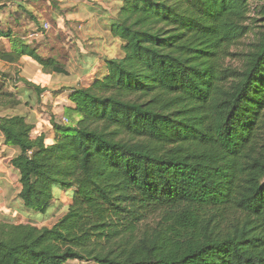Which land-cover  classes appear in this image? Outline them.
<instances>
[{"label":"trees","instance_id":"1","mask_svg":"<svg viewBox=\"0 0 264 264\" xmlns=\"http://www.w3.org/2000/svg\"><path fill=\"white\" fill-rule=\"evenodd\" d=\"M35 1L0 0V15L16 8L0 18V61L66 75L53 46L42 54L17 30L20 11L38 23ZM116 1L100 14L121 54L87 85L58 89L65 121L31 137L26 116L0 115L22 206L45 216L54 190L70 197L50 227L0 215V264H264V3L251 16L250 0ZM75 51L90 72L95 57ZM8 76L2 110L21 104L18 83L44 90Z\"/></svg>","mask_w":264,"mask_h":264},{"label":"rangeland","instance_id":"2","mask_svg":"<svg viewBox=\"0 0 264 264\" xmlns=\"http://www.w3.org/2000/svg\"><path fill=\"white\" fill-rule=\"evenodd\" d=\"M62 3L59 4V6H56L52 4V2H48L46 0L44 1H35V2H28L27 8L32 12L34 16L37 17L38 23H34L28 14H26L23 11H20V14H22L23 19H21L22 27H17V30L25 36L28 32L34 33L37 32L36 36L30 35L29 42L36 44L38 42H42L43 49H41L42 54H47L49 51V46H53L51 51L52 53H56L60 55V61L62 63L65 62V69L67 70V76L69 75L71 78L74 77L72 63L75 61V49H77L80 53L90 52L97 54L99 56H105V57H117L121 54L120 51V41L116 38H114L110 34H101L92 36L90 33H88L87 26H77L75 22H82L81 20L85 21V18L82 17L80 12L76 9V6L74 5H68L65 0H61ZM250 7L251 12L250 15H253V7H256L259 4L264 3V0H250ZM9 10V11H8ZM37 10V11H36ZM13 12V13H12ZM16 12V8L8 7V9H5L0 15V18L2 20H5L9 14H14ZM77 13V14H69V13ZM85 16V15H84ZM45 24H47V37H44L42 39L41 35L38 32V26H42L45 28ZM96 29V28H95ZM97 33L99 34V30L96 29ZM86 39V40H85ZM252 41V34H248L244 38H242L235 46L232 47V52H245V50L248 49L249 44ZM3 42H6L3 40ZM86 44V45H85ZM237 56H233L230 58L231 63L237 62ZM5 62V61H3ZM8 64H12L10 66L3 65L0 63V70L7 72L10 74L8 78L6 79V83L8 87L13 85V79L22 78L21 74L26 72L31 75V79L29 82H39V83H50V81L56 82L57 77L53 76V73H45L41 68H37V65L34 64V62L31 59H26L23 63L20 62H12V61H6ZM6 66H8L6 68ZM100 62L97 64L96 69L101 68ZM58 75V74H55ZM61 75V74H59ZM63 75V76H66ZM66 76V77H67ZM12 77V78H11ZM14 77V78H13ZM34 77V79H33ZM11 78V79H9ZM59 78V77H58ZM62 80H67L69 77L66 78H60ZM89 79V77H88ZM0 77V82L1 81ZM86 79H77L76 82H80V85H84L86 82ZM38 84V83H37ZM52 84V83H50ZM8 87H5V90L8 89ZM4 90V89H3ZM53 89H48V91H51L52 93ZM14 92V91H13ZM55 93H58L59 91H53ZM66 92H63L58 97L55 98L52 94L49 96V92H44L42 94L43 97H40L38 95V101L35 105V109L37 110L38 114H41V117L45 121H49V119H57L60 120L62 117V108L68 104L66 102ZM54 97V100H51V97ZM41 99V101H40ZM1 100V98H0ZM10 111H5L4 109H0V115L4 113H8ZM55 192L58 191L57 189L54 190ZM70 203V197L69 193L65 194L64 191H61L60 193L56 194V198L53 201V207L48 215H39L40 213L36 214V212H33V214H36V217L32 214H22L20 219L22 221L30 222L35 224L38 227L41 226H47L50 227L55 223L59 217H61L66 210L67 205ZM25 215V217H24ZM40 216V217H38ZM66 264H79L77 261H69Z\"/></svg>","mask_w":264,"mask_h":264},{"label":"crops","instance_id":"3","mask_svg":"<svg viewBox=\"0 0 264 264\" xmlns=\"http://www.w3.org/2000/svg\"><path fill=\"white\" fill-rule=\"evenodd\" d=\"M66 3L68 5H74L76 6V9L78 10V12H80V14L82 15L83 18H85V21L81 20L82 22H75V24L77 26H82L85 25L87 26L86 28L88 29V33H90V35L92 36H96V35H101V34H110L105 27L104 24L107 21V17L103 16V14H100V12L102 10H107L109 12H111L112 7L117 3L116 0H88L87 1H83V0H65ZM69 14H77V13H69ZM85 15V16H84ZM98 29L100 32L99 34L97 33L96 29ZM37 33V32H34ZM32 34V33H31ZM31 34H29L28 36H30ZM86 40V39H85ZM86 45V44H85ZM80 51V50H79ZM83 53V52H82ZM83 55L88 56V61L90 57H95L92 58V62L94 64L93 68L91 69L90 72L88 73H83L82 70L83 68L78 65V62L76 63L75 61L72 63V68H73V73H74V77L71 78L69 75L67 77H69V79H67L66 76L63 75H55L53 74V76H58L56 82L50 81V83H39V82H34L31 81L32 83H34L35 85L44 88V90L42 91V93L39 94L40 97H43L42 94L44 92H49V96L52 94L55 98H57L59 94L61 93H55L53 91H58L59 88L64 87L66 89L76 85L78 82L77 79H86V82L84 85H87L88 83H90L94 78L101 76L104 73V65L102 62V58H104L103 56H99L97 54H94L93 52H85L83 53ZM26 59H31L30 57L27 56H22L17 62L23 63L24 61H26ZM32 60V59H31ZM34 62L35 65H37V68H41L34 60H32ZM100 62V64L102 65L100 69H96L97 68V64ZM0 63H2L3 65H12L11 63L8 64L6 62L0 61ZM6 66V68L8 67ZM22 78H25L26 80L30 81V77L31 75L22 71L21 74ZM89 77V79H88ZM60 78H66L67 80H62ZM34 79V77H33ZM80 83V82H79ZM81 84V83H80ZM18 88L14 89L13 87H10V90L15 91V92H19V98L21 99V104L14 110V111H10L8 113H19L21 115L26 116L27 120L31 123H33V129L30 133L31 137H35L37 135H39L40 133H47L50 132L52 129V125L51 122L53 119H49V121H45L43 120V118L41 117V114H38L37 110L35 109V105L37 104L38 101V96L35 95L34 90H32V88H28L25 85H22L21 83H18ZM48 89H53L52 93L51 91H48ZM24 90V91H23ZM63 93V92H62ZM67 95V94H66ZM51 97V102L52 100H54V97ZM30 102L29 105H25V102ZM41 101V99H40ZM66 102L68 104H66L63 108H62V115L64 113V110L67 106L70 105V101L68 99V96H66ZM32 106V107H31ZM55 122H59L60 120H57L54 118ZM2 134H0V215L1 216H8L12 219H14L17 223H26V221H22L20 219L22 214H32L34 215V217H36V214H33V211H30L26 208H24L20 202V200L18 199V193L20 190V184L18 182V176H17V172L11 167L9 166V164H7L8 159L10 157H12L16 152L17 149L16 148H12V147H8L6 145L2 144ZM61 191H56V194L60 193ZM65 194H67L68 192H65ZM40 216L42 214H39ZM38 216V217H40ZM25 217V215H24Z\"/></svg>","mask_w":264,"mask_h":264},{"label":"built area","instance_id":"4","mask_svg":"<svg viewBox=\"0 0 264 264\" xmlns=\"http://www.w3.org/2000/svg\"><path fill=\"white\" fill-rule=\"evenodd\" d=\"M45 29H47V24H45ZM31 35H32V36H36L37 33H32ZM60 119L65 121V118H63V117H61Z\"/></svg>","mask_w":264,"mask_h":264}]
</instances>
